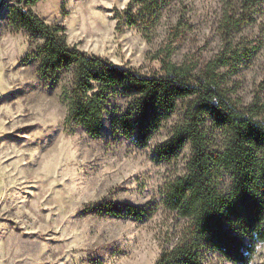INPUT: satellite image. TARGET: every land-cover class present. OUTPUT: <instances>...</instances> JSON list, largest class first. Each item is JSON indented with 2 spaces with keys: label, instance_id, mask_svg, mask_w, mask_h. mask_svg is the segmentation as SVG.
Returning a JSON list of instances; mask_svg holds the SVG:
<instances>
[{
  "label": "rangeland",
  "instance_id": "1",
  "mask_svg": "<svg viewBox=\"0 0 264 264\" xmlns=\"http://www.w3.org/2000/svg\"><path fill=\"white\" fill-rule=\"evenodd\" d=\"M11 2L0 13V264H156L185 228L161 199L166 184L187 172L190 147L170 162L155 156L183 111L146 148L113 127L129 102L119 94L109 99L98 137L67 129L68 78L52 84L39 75L34 53L44 40L13 29ZM129 2L40 0L33 10L64 25L70 46L146 76L163 74L167 55L196 73L225 52L220 89L239 107L264 109V0L251 8L250 0H168L148 27L128 25ZM203 129L209 149H221L223 131L209 119ZM228 182L225 174L221 184ZM105 203L123 214H110ZM127 206L156 210L137 219ZM204 257L205 264H232L218 253ZM262 262L264 243L252 264Z\"/></svg>",
  "mask_w": 264,
  "mask_h": 264
},
{
  "label": "trees",
  "instance_id": "2",
  "mask_svg": "<svg viewBox=\"0 0 264 264\" xmlns=\"http://www.w3.org/2000/svg\"><path fill=\"white\" fill-rule=\"evenodd\" d=\"M39 1L8 4L9 24L16 32L44 40L34 56L46 82L58 83L63 75L68 78L62 88L67 129L81 127L98 137L109 99L119 94L129 102L112 125L124 137L133 138L136 146L146 148L179 106L183 111L182 120L156 146L155 156L170 162L190 147L187 172L166 184L161 199L166 210L185 221V228L156 264H205L207 252L218 253L232 264H252L264 243V109L239 107L220 89L216 70L229 64L226 53L196 73L194 67L173 63L167 55L161 61L163 74L142 75L70 46L64 25H50L34 12ZM167 1L130 0L123 15L130 26L148 27ZM226 42L228 48V38ZM206 119L225 136L218 151L208 147ZM225 174L229 182L221 184ZM103 208L113 215L123 214L114 203ZM155 210L126 207L137 219Z\"/></svg>",
  "mask_w": 264,
  "mask_h": 264
},
{
  "label": "water",
  "instance_id": "3",
  "mask_svg": "<svg viewBox=\"0 0 264 264\" xmlns=\"http://www.w3.org/2000/svg\"><path fill=\"white\" fill-rule=\"evenodd\" d=\"M5 4H6V0H0V13L3 7L5 6Z\"/></svg>",
  "mask_w": 264,
  "mask_h": 264
},
{
  "label": "built area",
  "instance_id": "4",
  "mask_svg": "<svg viewBox=\"0 0 264 264\" xmlns=\"http://www.w3.org/2000/svg\"><path fill=\"white\" fill-rule=\"evenodd\" d=\"M14 1H16V0H14ZM14 2H11L10 4H13ZM7 7H8V4H7Z\"/></svg>",
  "mask_w": 264,
  "mask_h": 264
}]
</instances>
